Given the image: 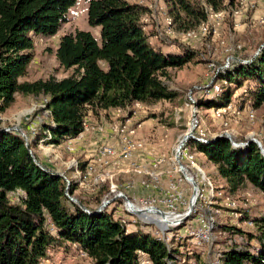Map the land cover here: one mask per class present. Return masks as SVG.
Listing matches in <instances>:
<instances>
[{"label": "trees", "instance_id": "obj_1", "mask_svg": "<svg viewBox=\"0 0 264 264\" xmlns=\"http://www.w3.org/2000/svg\"><path fill=\"white\" fill-rule=\"evenodd\" d=\"M77 1L0 0V116L14 105L16 96L42 97L48 99L46 110L53 123L40 124L28 146L17 132L0 128V264H42L49 252L73 244L87 254L91 264H141L139 251L149 264H189L190 260L205 264L195 255L183 256L142 229L126 232L115 220V211L109 213L104 208L96 213L88 207L90 213L83 211L68 197L74 195L77 185L69 181L67 188L65 179L34 161L38 160L34 147L46 137L45 131L50 138L44 143L59 146L83 132L90 114L125 110L136 103L171 102L175 93L164 83L168 71L182 69L198 55L182 45H178V53L154 47L145 31V7L128 0H87V22L99 30V38L90 31L77 30L59 39L55 57L69 74L61 79L19 81L32 61L34 37L55 36ZM163 1L176 33L196 30L210 10L224 12L232 20L238 5L237 0ZM238 59L218 73L217 80L226 83L220 95L203 98L205 103L200 106L209 110L227 107L235 90L230 86L239 88L244 80L255 86L247 91L253 107L264 103V47L255 57ZM242 143L232 146L218 137L207 144L196 143V153L214 166L230 195L249 185L264 197V157L256 144ZM86 165L79 163V171L84 172ZM102 186L106 187L103 193L108 192V185ZM16 193L15 202L11 196ZM97 200L99 203L100 195ZM244 218L252 222L248 231L221 226L228 237L237 236L244 243L239 249L224 241L223 264H264V212ZM49 223L57 229L55 236L47 229Z\"/></svg>", "mask_w": 264, "mask_h": 264}, {"label": "rangeland", "instance_id": "obj_2", "mask_svg": "<svg viewBox=\"0 0 264 264\" xmlns=\"http://www.w3.org/2000/svg\"><path fill=\"white\" fill-rule=\"evenodd\" d=\"M128 1L137 5L141 1H145L147 12L143 16V22L145 31L151 36L150 42L154 47L163 50V52L178 53L180 52L178 45H182L197 52L198 55L192 63L182 69H171L168 71V78L164 80V83L169 91L175 93V97L171 102H159L152 106L134 104L125 110H120V112L112 110L109 112H100L96 116L90 114V122L87 123L89 125H108L130 118V125L137 128L136 139L143 142L147 147L146 149L150 154L149 157L165 155L168 158L171 157V150L173 145H175V140L177 139L180 141L183 136L181 134L185 133L187 130L190 110L186 104L188 95L190 94L197 103V109H199L200 116L204 122L203 129L208 133V136L219 135L218 137L221 136L225 138L222 133L227 132V134L233 138L234 142L238 143L244 142L248 139L247 135L253 133L255 135H260L259 139L264 148V103L259 108L255 109L247 96L248 89H255L253 83L244 80L242 86L239 88L230 86L231 89H235L230 102L233 108L224 113L221 117L212 115V109L209 110L206 109L205 106H200V104L205 103L203 98H205L204 91L206 88L214 83H217L220 87L226 86L224 81L221 82L217 80L218 74L214 77L215 75L210 65H214L216 68L221 66L229 55H232L236 59L246 56L252 58L255 57L258 50L264 47V26L258 23L260 17L264 16V0L261 1V4L259 3L258 9L256 8L257 10L243 12L240 16L232 17V20H228L227 16H225L223 24L216 34L212 35L211 33L205 37L190 40L176 34L173 30V32H170L164 27L163 11L160 10V7H162L164 11H166L163 0ZM254 1L258 3L257 0ZM259 11L262 12L260 16L257 15ZM77 30L90 31L94 36L99 38V30L91 28L87 22V0H78L76 5L69 9L65 23L62 24L55 36L50 38L34 37L32 61L26 75L19 81L45 80L50 77L61 79L67 76L69 72L64 71L59 66L55 57V51L59 39L63 35L74 33ZM161 40L165 43L163 44ZM226 49H232V52L228 54ZM41 100L42 97L35 99L16 96L14 105L5 114L0 116V128H19L23 133L29 135L31 130L29 127L30 120L34 122V126L36 125L35 123L39 125L49 124L50 116L47 117L48 114L44 115V113L37 110L29 114L28 120H25L24 115H28L36 104L41 103ZM249 110L254 111V123H250L247 119ZM166 136L169 137L166 138ZM30 138L32 139L33 137L29 136V139ZM106 138L107 140H103L102 143H99L98 147L105 142L107 145L116 146L115 139L110 136H106ZM81 144V141L72 142L70 147L73 148V151H69L67 149V143L55 146L44 142H38L36 147H34V152L38 159L37 162L43 167L50 169L54 173L64 174L68 181H73L77 185L74 195L69 197L76 198L79 201L82 200L85 205L81 204L85 208L88 207L97 211L103 200L106 198L113 199L117 194H110L109 189L108 192L103 193L106 187L102 186L108 185L109 187L111 182L118 185V191L123 192L127 198L136 202L139 194L142 192L139 187L140 177L137 174H125L124 172L115 174L116 167L113 168V165L104 169L96 166V172L93 176L96 174H103L105 176V181L101 183L100 186H94V177L82 181L79 180V176L76 173L77 170L79 171V163H89L92 158L86 157L85 150L82 148ZM189 146L194 152L196 163L204 171L208 180L212 182L218 191L222 192V195L228 193L226 191L225 181L218 176L212 164L209 162L206 163L204 157L196 153V144L191 143ZM73 160L78 164L77 167H75L72 162ZM139 160H142L141 162L144 164L149 162L148 158L145 157H141ZM127 166L128 163L123 162L121 167L119 166L117 170H124ZM164 168H171L170 161H167ZM170 176L171 174L165 175L157 194L162 195V193L166 192L167 181L168 178L171 179ZM127 182L132 183L133 188L125 189L124 185ZM184 185L187 191L186 197L188 204L192 193L191 190L188 189V184L184 183ZM244 192H248L250 195L247 199L242 196ZM98 195H100L99 203L97 200ZM232 196L235 199L236 207L241 211L245 210L244 214L249 218L257 217L259 212H264V197L251 186L248 185L242 189V191L240 190ZM11 197L12 200L16 202L19 194ZM123 202L122 199V202H114L113 205H109L107 207V212L110 213V211H115V215L123 214ZM214 207L218 209L219 214H213L214 226L211 231V236L209 235V241L213 239L211 244L198 246L194 238L188 236L190 228L195 231L199 228L198 223L193 220L172 231L173 237L168 242L170 247L178 249L185 257H187V255L188 257H193L195 255L194 257L201 258V261L205 264H214L213 260H215L220 253L222 254L225 246L222 244L224 241H227L226 245L234 244L237 245L238 248L244 247V243L239 237H228L227 233H224L223 229H221V226L234 225L245 231H248L251 227L242 224L241 220H235V218L231 216L232 210H229L226 206L223 197L219 196L215 199ZM242 207L244 209H242ZM191 218L193 217L189 219ZM144 231L148 232L150 229H144ZM251 244L256 245L254 241H252ZM48 255V259L44 260L42 264H91L87 259L78 257V248L73 246H69L66 249L65 247H58L49 252ZM220 260L223 263V255H221ZM194 262L195 260H190L189 264H194ZM182 264H184V262H182Z\"/></svg>", "mask_w": 264, "mask_h": 264}, {"label": "built area", "instance_id": "obj_3", "mask_svg": "<svg viewBox=\"0 0 264 264\" xmlns=\"http://www.w3.org/2000/svg\"><path fill=\"white\" fill-rule=\"evenodd\" d=\"M237 8L233 12V17L240 16L243 12L253 11L257 8V3L254 0H237ZM139 6L145 7V1L138 3ZM150 8V7H149ZM160 10L163 11V25L170 32H173L171 29V19L167 15V12L164 11L162 7ZM225 18L224 12H213L209 11L207 20L202 23L196 30L190 31L187 33H175L181 36H184L187 39H197L200 37H205L207 35L216 34L218 29L222 26ZM261 26H264V16L259 19L258 22ZM226 52L229 54L232 52V49H226ZM260 50L256 53L255 56L259 54ZM235 61H239L234 58L232 55H229L224 63L219 67L212 66V72L215 75L220 73L223 70L232 67ZM217 82V81H216ZM205 98L217 97L221 93V87L214 83L210 87L206 88L204 91ZM204 98V99H205ZM48 102L47 98H42L40 104H36L28 115H24L25 120H28L29 114L33 111H41L47 117L50 116L48 110H46V103ZM136 105H139L136 103ZM186 106L190 110V116L187 123V130L182 138L175 140V145L171 150V157H166L165 155H157L155 157H149V162L147 164L142 163V160H139L143 154H147V147L143 142L136 139L137 128L130 125V118L125 121L114 122L108 125H89L87 121L84 123L83 132L74 140H81L85 133H97L100 135H107L116 140V146L107 145L106 142L97 147L93 158L90 162L87 163L84 172L76 171L79 176V180H86L87 178L94 177L93 182L94 186H100L101 183L105 181V176L103 174H93L96 172V166L98 168H106L110 165H114L118 161L128 163V166L123 170H116L115 174L118 172H124L125 174H137L140 177L139 187L142 190L141 194L138 196L136 202L131 201L126 195L118 191V185L111 182L109 184V193L117 194L113 199L106 198L103 200L101 205L104 208H107L109 205H113V200L117 198L123 199V214L115 215V220H117L126 230L130 232L133 230L139 229H150L148 231L154 237L159 240H162L166 244L172 239V231L178 228L181 225H185L189 221H195L198 223L199 228L195 231L192 228L188 231V236H192L195 240V243L200 245L211 244L213 239L209 241V235L211 236V231L214 226L213 214H219L217 208L214 207L215 199L217 197H223L226 206L231 211V216L235 220H241L242 224L252 227V222L245 217V210L241 211L236 206L235 199L229 193L222 195L221 191H218L217 188L208 180L204 171L196 163L194 152L190 148L191 143H201L207 144L210 139L217 138L216 135L208 136L203 129V119L200 116V111L197 109V103L195 99L188 95ZM233 106L228 105L225 108L212 110V115L216 117H221L227 111L232 110ZM122 109H117V112H120ZM248 121L254 123V111H248ZM31 119V118H30ZM30 134H19L23 140L28 143L29 136L34 137L38 134L39 124L30 120ZM49 124L53 125L50 120ZM34 126V127H33ZM37 130H36V129ZM46 137L41 139L39 142L43 143L50 138L49 131L44 133ZM224 136L228 135L227 132H223ZM179 135V136H181ZM247 141H250L258 147L262 148V142L260 141V135H255L253 133L247 135ZM169 136H166V138ZM178 137V136H177ZM171 138V136H170ZM31 139V138H30ZM71 141L67 143V149L73 151V148L70 147ZM232 146H241L245 143L234 142L233 138L228 139ZM190 143V144H189ZM150 155V154H149ZM170 161L171 168L165 169L164 166ZM77 167L76 161H72ZM62 174V173H60ZM166 174H171V179L168 178L167 181V190L162 193V195L157 194V191L160 189V184L163 182V179ZM64 176V174H63ZM114 176V174H113ZM112 176V177H113ZM65 177V176H64ZM66 178V177H65ZM184 183L188 184V189L191 190L192 196L190 197V202L187 204V191L184 188ZM125 189L133 188L132 183H125ZM19 194V193H16ZM12 194V196L16 195ZM244 198H248L249 193H242ZM194 199L193 207L190 208V203ZM100 205V206H101ZM102 209V210H103ZM242 209H244L242 207ZM247 212V211H246ZM166 218L171 220L166 222ZM190 217H193L189 219ZM244 218V219H242ZM163 223H166L163 225ZM48 231L52 236L57 234V229L52 224H48ZM177 237V236H176ZM178 238V237H177ZM75 248H78L75 244L72 245ZM243 247H239L242 249ZM79 255L78 257L86 259L87 254L78 248ZM141 258V264H149L148 257L142 252L137 253ZM221 253L218 257L213 260L214 264H223L221 262Z\"/></svg>", "mask_w": 264, "mask_h": 264}, {"label": "crops", "instance_id": "obj_4", "mask_svg": "<svg viewBox=\"0 0 264 264\" xmlns=\"http://www.w3.org/2000/svg\"><path fill=\"white\" fill-rule=\"evenodd\" d=\"M261 1L262 0H257V9H258V7H259V3L261 4ZM256 9V10H257ZM262 12L261 11H259L258 13H257V15L258 16H260V15H262L261 14ZM261 18V17H260ZM163 51V50H162ZM109 111H112V110H109ZM108 111V112H109ZM86 121L87 122H90V119H89V116L87 117V119H86ZM106 136L107 135H100V134H97V133H85L84 135H83V137H82V139L81 140H73L72 142L73 143H75V142H79V141H81L82 142V144H81V146H82V148H84V150H85V155H86V157L88 158V157H92L93 158V156H94V153H95V151H96V149H97V147H98V144L99 143H102V141L103 140H107V138H106ZM71 142V143H72ZM141 157H145V158H148V160H149V153H147V154H143ZM205 159V158H204ZM205 161H206V163H208V161L205 159ZM121 165H122V162H120V161H118L117 163H115L114 165H113V168L114 167H116V170L119 168V166L121 167ZM208 166V165H207ZM213 166V165H212ZM214 167V166H213ZM215 169V168H214ZM123 178V177H122ZM263 212H259V214H258V216H260L261 214H262Z\"/></svg>", "mask_w": 264, "mask_h": 264}, {"label": "water", "instance_id": "obj_5", "mask_svg": "<svg viewBox=\"0 0 264 264\" xmlns=\"http://www.w3.org/2000/svg\"><path fill=\"white\" fill-rule=\"evenodd\" d=\"M3 130H4V131H15V132H17L18 134H22V131H21V129H19V128H13V129L9 128V129H3ZM220 137H221V136H220ZM229 138H230L229 135H226V136H225V139L228 140ZM25 144L28 146L27 143H25ZM258 149H259V151H260L261 156L264 157V149H262L259 145H258ZM34 161L36 162L37 166H39L41 169H44L43 166H42L39 162H37L35 159H34ZM57 176L62 177L63 179L66 180V182H67V188L70 186L69 181L63 176V174L57 173ZM68 197H69V196H68ZM69 199H70L72 202H74L75 204H77V205H78L83 211H85V212H87V213H90V212H88L87 209L81 204V202H80L79 200H77L76 198H72V197H69ZM193 203H194V199H192V201H191V203H190V208L193 207ZM103 206H104V205H101V206L98 208V210L96 211V213L101 212L102 209H103Z\"/></svg>", "mask_w": 264, "mask_h": 264}, {"label": "bare ground", "instance_id": "obj_6", "mask_svg": "<svg viewBox=\"0 0 264 264\" xmlns=\"http://www.w3.org/2000/svg\"><path fill=\"white\" fill-rule=\"evenodd\" d=\"M165 219H166V222H170V221H171V220L167 219L166 217H165ZM164 224H166V223H163V225H164Z\"/></svg>", "mask_w": 264, "mask_h": 264}]
</instances>
